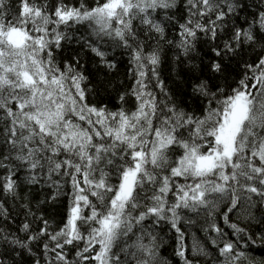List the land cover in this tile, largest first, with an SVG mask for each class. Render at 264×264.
Masks as SVG:
<instances>
[{
    "label": "snow or ice",
    "instance_id": "1",
    "mask_svg": "<svg viewBox=\"0 0 264 264\" xmlns=\"http://www.w3.org/2000/svg\"><path fill=\"white\" fill-rule=\"evenodd\" d=\"M0 264H264V0H0Z\"/></svg>",
    "mask_w": 264,
    "mask_h": 264
}]
</instances>
